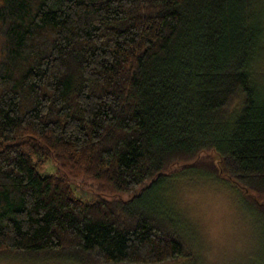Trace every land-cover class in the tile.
<instances>
[{"label":"trees","instance_id":"obj_1","mask_svg":"<svg viewBox=\"0 0 264 264\" xmlns=\"http://www.w3.org/2000/svg\"><path fill=\"white\" fill-rule=\"evenodd\" d=\"M262 1L0 0V257L193 261L153 197L190 170L241 188L264 239ZM79 172L112 194L76 196Z\"/></svg>","mask_w":264,"mask_h":264},{"label":"rangeland","instance_id":"obj_2","mask_svg":"<svg viewBox=\"0 0 264 264\" xmlns=\"http://www.w3.org/2000/svg\"><path fill=\"white\" fill-rule=\"evenodd\" d=\"M255 9L264 11V0ZM262 60L264 43L254 67L257 81L264 85V73L259 71ZM58 165L50 157L39 167V172L65 174ZM78 177V181H69L75 195L85 201H94L99 195L109 197L112 194L111 188L101 181L81 172ZM155 193L153 197L164 201L167 211L175 212L194 237L191 242L195 244V258L193 261L185 259L176 264H264V239L260 237V230H257L253 219H256V210L248 209L242 189L233 182L190 170L167 178L157 195ZM0 264L90 263L74 256L56 254L39 259L5 255L0 257Z\"/></svg>","mask_w":264,"mask_h":264},{"label":"snow or ice","instance_id":"obj_3","mask_svg":"<svg viewBox=\"0 0 264 264\" xmlns=\"http://www.w3.org/2000/svg\"><path fill=\"white\" fill-rule=\"evenodd\" d=\"M259 71L261 73H264V60L261 61V65H260Z\"/></svg>","mask_w":264,"mask_h":264}]
</instances>
